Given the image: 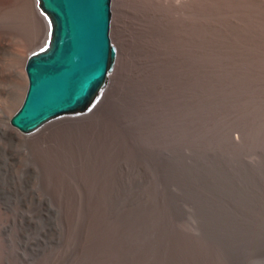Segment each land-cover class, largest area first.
<instances>
[{
	"label": "rangeland",
	"instance_id": "obj_1",
	"mask_svg": "<svg viewBox=\"0 0 264 264\" xmlns=\"http://www.w3.org/2000/svg\"><path fill=\"white\" fill-rule=\"evenodd\" d=\"M190 1L151 7L150 53L141 0H112L114 98L37 136L10 124L30 19L0 16V61L22 54L17 85L0 68V264H264V0Z\"/></svg>",
	"mask_w": 264,
	"mask_h": 264
},
{
	"label": "water",
	"instance_id": "obj_2",
	"mask_svg": "<svg viewBox=\"0 0 264 264\" xmlns=\"http://www.w3.org/2000/svg\"><path fill=\"white\" fill-rule=\"evenodd\" d=\"M50 28L26 62L28 87L10 124L28 134L90 109L114 68L112 0H37Z\"/></svg>",
	"mask_w": 264,
	"mask_h": 264
},
{
	"label": "bare ground",
	"instance_id": "obj_3",
	"mask_svg": "<svg viewBox=\"0 0 264 264\" xmlns=\"http://www.w3.org/2000/svg\"><path fill=\"white\" fill-rule=\"evenodd\" d=\"M34 2L37 3V0H32ZM190 0H141L142 2V9H141V16H140V20L141 22L140 23V34H142V46L146 47L150 53H152L153 49H154V46H153V41H151L150 37H151V34L153 33V28H152V17H153V12L151 11V7L154 5V4H159V6L165 10V12L167 14L169 13H173L175 14V16L177 14H179L182 10L185 9V7L188 5V3L192 2ZM31 1L29 0H0V16H3L5 17V15H14L16 14L14 17L16 16H19L17 15L18 13H21L20 15H26L29 17L30 19V24H31V28L28 32V34H25V33H22V37L19 39V41H22V40H26V38H28V36L30 37H35L36 41L33 43V44H29V46L27 47V52H33V51H36L38 50L39 48L43 47L46 43V40L48 38L47 36V32L50 28V23H49V20L47 18V16L38 8H34L32 7ZM31 5V6H30ZM34 5V4H33ZM191 5V4H190ZM159 7V8H160ZM188 10V9H187ZM188 12V11H187ZM156 13V12H155ZM182 14V13H180ZM9 16V17H11ZM167 16V15H166ZM8 17V16H7ZM120 17V16H119ZM13 18V17H11ZM159 18V17H158ZM169 18V17H168ZM5 19H8V18H5ZM10 19V18H9ZM14 20V19H13ZM11 21V19L9 20ZM117 21V20H116ZM120 21V19H119ZM122 21V20H121ZM173 25L171 27V29L169 30L170 33H171V36H175L177 39H181L183 38V34H182V24H181V19H179L178 17H175L173 18ZM13 22V21H11ZM15 23V22H14ZM27 23V22H26ZM44 26V31H45V35H43V37L41 38L39 33L41 32L40 30V27L41 26ZM4 26V25H3ZM42 26V27H43ZM25 27V26H24ZM4 27L0 28V48L1 47H4L6 44H8L5 39H6V35H7V31L6 29H9L7 27H5L6 29H3ZM12 29V28H11ZM10 29V30H11ZM156 29V28H155ZM167 29V28H165ZM40 30V32H39ZM120 31V30H119ZM23 32V31H22ZM19 34V33H17ZM21 35V34H20ZM170 35V34H169ZM19 37V36H18ZM172 38V37H171ZM175 38V39H176ZM13 39V38H12ZM32 39V38H30ZM33 40V39H32ZM18 42V41H16ZM27 43V42H26ZM17 44V43H16ZM144 50V49H143ZM11 51V50H10ZM21 51V50H20ZM6 52V51H5ZM9 52V51H8ZM7 52V53H8ZM157 52V51H156ZM11 58L10 60L8 59V62H3V61H0V68L3 69V70H7V72L12 75V78H13V82L14 84H18V77H17V65L19 63H22L20 62V60H22V54L19 52V51H11ZM23 53V52H22ZM171 53V52H170ZM174 53V52H173ZM146 54V53H145ZM141 55V54H140ZM24 56V55H23ZM149 56V55H148ZM194 56V55H193ZM124 57V51H121V48L118 47V50H117V57H116V60H115V64H114V67L117 66L119 67L120 66V63L122 61ZM170 58V57H169ZM2 59V58H1ZM5 61V60H4ZM19 62V63H18ZM149 62V61H148ZM24 65V64H23ZM25 66V65H24ZM188 67V66H187ZM1 71V70H0ZM24 71V70H23ZM142 72V71H141ZM6 73V74H8ZM118 73V72H117ZM5 74V73H3ZM23 76H24V89H23V94L21 97V100H20V103L19 105L16 107V109L14 110V112L12 113L11 116H13V114L19 109V107L21 106L23 100H24V97H25V93H26V90H27V77L25 76L24 72L22 73ZM9 75V74H8ZM10 76V75H9ZM21 78V77H20ZM3 79V78H2ZM179 80V79H178ZM10 82V81H9ZM1 84V83H0ZM13 84V83H12ZM21 84V83H19ZM114 84V76L110 75L108 76L107 78V81H106V84L104 86V88H102L97 96V99H96V102L95 104L90 108V109H87L85 111H83V114H78V113H74V115H67V116H63V118H59L57 120L53 119L51 122H48L46 123V125L42 126V128H39L37 131L35 132H32V133H28L26 135H36L37 134H40V133H45L46 130H48L49 126H52L50 128L52 129H55L53 128V126L55 125H59L61 126V124H69V122L72 124L73 121H80V120H85L87 117L95 114L99 109H101L102 106H104L106 103L110 102L109 101V96H110V92L112 93L113 90L112 89V86ZM108 86V89L105 91L104 93V96L102 99H100V97L102 96L103 94V91L104 89ZM11 90V89H10ZM12 91V90H11ZM14 92V91H13ZM4 95V94H3ZM113 97V94L112 96H110V98ZM114 98V97H113ZM5 99V98H4ZM112 99V98H111ZM115 101V99H114ZM7 102V101H6ZM115 104V102H114ZM110 105V104H109ZM108 105V106H109ZM113 105V104H112ZM110 105V107L112 106ZM2 106V105H1ZM109 107V108H110ZM108 108V109H109ZM89 111V112H88ZM85 112V113H84ZM88 112V113H86ZM102 112V111H100ZM98 112V114L100 113ZM92 117V116H91ZM83 120V121H84ZM78 122H76L78 124ZM81 123V121H80ZM65 124V126H66ZM80 125V124H79ZM55 126V127H57ZM64 126V125H62ZM61 126V127H62ZM70 126H73L70 125ZM48 127V128H47ZM59 127V126H58ZM61 127H59L61 129ZM47 128V129H46ZM49 128V129H50ZM63 128V127H62ZM65 128V127H64ZM46 129V130H45ZM51 129V130H52ZM80 129V128H79ZM58 130V129H57ZM56 133V131H53ZM52 133V132H51ZM54 133V134H55ZM46 134V133H45ZM47 135V134H46ZM45 137V135H43ZM48 136H49V131H48ZM51 136V135H50ZM53 136V135H52ZM51 136V137H52ZM49 137V138H51ZM45 139V138H44ZM48 140V139H47Z\"/></svg>",
	"mask_w": 264,
	"mask_h": 264
}]
</instances>
